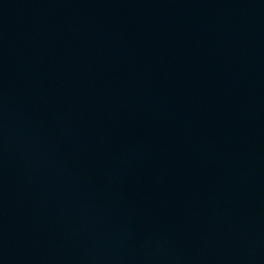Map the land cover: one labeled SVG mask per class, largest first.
Here are the masks:
<instances>
[{
  "label": "water",
  "instance_id": "1",
  "mask_svg": "<svg viewBox=\"0 0 264 264\" xmlns=\"http://www.w3.org/2000/svg\"><path fill=\"white\" fill-rule=\"evenodd\" d=\"M0 264H264V0H0Z\"/></svg>",
  "mask_w": 264,
  "mask_h": 264
}]
</instances>
